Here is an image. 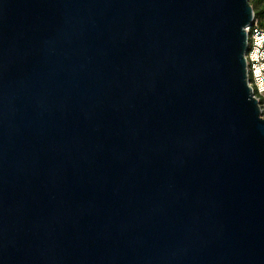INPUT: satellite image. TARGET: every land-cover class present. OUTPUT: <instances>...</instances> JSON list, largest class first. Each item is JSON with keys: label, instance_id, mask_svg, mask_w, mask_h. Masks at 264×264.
I'll return each instance as SVG.
<instances>
[{"label": "water", "instance_id": "water-1", "mask_svg": "<svg viewBox=\"0 0 264 264\" xmlns=\"http://www.w3.org/2000/svg\"><path fill=\"white\" fill-rule=\"evenodd\" d=\"M251 0H0V264H264Z\"/></svg>", "mask_w": 264, "mask_h": 264}, {"label": "built area", "instance_id": "built-area-1", "mask_svg": "<svg viewBox=\"0 0 264 264\" xmlns=\"http://www.w3.org/2000/svg\"><path fill=\"white\" fill-rule=\"evenodd\" d=\"M246 32L248 43L245 58L248 83L264 116V29L254 17L252 24L246 27Z\"/></svg>", "mask_w": 264, "mask_h": 264}, {"label": "trees", "instance_id": "trees-1", "mask_svg": "<svg viewBox=\"0 0 264 264\" xmlns=\"http://www.w3.org/2000/svg\"><path fill=\"white\" fill-rule=\"evenodd\" d=\"M255 14V19L261 28L264 29V0H251L250 1Z\"/></svg>", "mask_w": 264, "mask_h": 264}]
</instances>
